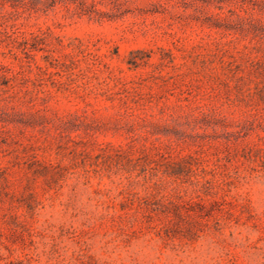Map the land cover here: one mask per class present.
Here are the masks:
<instances>
[{
	"label": "rangeland",
	"instance_id": "1",
	"mask_svg": "<svg viewBox=\"0 0 264 264\" xmlns=\"http://www.w3.org/2000/svg\"><path fill=\"white\" fill-rule=\"evenodd\" d=\"M0 264H264V0H0Z\"/></svg>",
	"mask_w": 264,
	"mask_h": 264
}]
</instances>
